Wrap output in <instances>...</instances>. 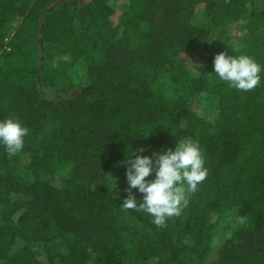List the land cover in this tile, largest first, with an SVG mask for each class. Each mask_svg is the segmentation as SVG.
I'll return each mask as SVG.
<instances>
[{
    "label": "trees",
    "instance_id": "obj_1",
    "mask_svg": "<svg viewBox=\"0 0 264 264\" xmlns=\"http://www.w3.org/2000/svg\"><path fill=\"white\" fill-rule=\"evenodd\" d=\"M198 5L203 24L184 23ZM262 5L128 0L121 37L107 46L102 62L88 63L87 83L72 97L50 98L41 89L52 87L60 72L42 64L40 45L62 47L73 62L83 58L82 33L73 26L76 1L0 0V49L6 36L10 46L0 55V119L14 116L29 129L19 153L0 146V264L55 258L61 264H245L239 239L264 234V72L248 91L207 72L222 51L264 66ZM113 12L108 0H91L84 31ZM232 23L243 26L239 46L227 32ZM173 48L199 57L182 97L157 95L134 72L161 64ZM198 93L222 101L210 127L189 107ZM185 139L199 141L208 175L181 214L157 226L147 213L123 209L126 151L145 147L150 155ZM59 163L72 164L64 182L52 171ZM213 215L240 220L220 243Z\"/></svg>",
    "mask_w": 264,
    "mask_h": 264
},
{
    "label": "rangeland",
    "instance_id": "obj_2",
    "mask_svg": "<svg viewBox=\"0 0 264 264\" xmlns=\"http://www.w3.org/2000/svg\"><path fill=\"white\" fill-rule=\"evenodd\" d=\"M77 5L76 18L73 26L82 33L83 53L82 59L77 62L65 53V50L60 46L49 44H41V61L46 67H51L60 72L59 76L53 83V86L48 89H41L47 97H72L77 94L79 89L87 83L86 67L88 63H100L105 55V50L108 45L116 42L121 37L120 29V14L127 9L128 0H108V4L113 9V15L107 20L100 23L94 30L85 32L84 21L86 13L91 7V0H74ZM264 0H254L256 6H263ZM57 3L52 4L49 10L53 9ZM203 6L198 5L195 8L194 14L190 19H184V23L194 26L203 24ZM18 18H15L10 23L9 29L11 32L15 28ZM227 32L234 42L235 46L242 43L243 26L240 23H232L229 25ZM199 57L195 50L177 51L173 48L171 56L165 58L161 64L156 66L138 65L134 68V72L145 78L151 91L160 96H176L182 97L185 93V86L189 71L198 63ZM264 99V93L262 95ZM222 101L218 96H212L207 93H198L190 103V109L199 115V121L203 126H212L217 119L218 108ZM262 120V119H261ZM259 120V122L261 121ZM261 123H264L262 121ZM184 126L185 123H182ZM71 163H59L52 167V171L57 175L61 182H64L69 176ZM244 165L246 162L244 161ZM27 177L25 172L21 173ZM125 187L127 181L125 178ZM216 219L217 242L222 240L231 232V229L236 227L240 222L235 217L218 218ZM262 237H243L239 239V252L244 257L245 264L255 261L256 264L264 262V234ZM130 234H124L121 241L127 244ZM213 256H211L212 258ZM52 264H61L57 258L53 259ZM62 264H69L64 262ZM123 264H131L128 259H125ZM135 264H156L150 261H141Z\"/></svg>",
    "mask_w": 264,
    "mask_h": 264
},
{
    "label": "clouds",
    "instance_id": "obj_3",
    "mask_svg": "<svg viewBox=\"0 0 264 264\" xmlns=\"http://www.w3.org/2000/svg\"><path fill=\"white\" fill-rule=\"evenodd\" d=\"M215 78L227 82L229 87L248 91L260 84L264 66L247 54L217 53L213 58ZM29 129L21 121L8 116L0 119V146L9 155L19 153L25 144ZM138 148L125 153L127 188L121 207L147 213L157 226L165 225L168 218L179 216L189 203L190 194L208 175L205 157L198 140L185 139L175 142L174 148L152 151ZM142 194L138 199L133 193ZM244 218H241L243 222Z\"/></svg>",
    "mask_w": 264,
    "mask_h": 264
},
{
    "label": "built area",
    "instance_id": "obj_4",
    "mask_svg": "<svg viewBox=\"0 0 264 264\" xmlns=\"http://www.w3.org/2000/svg\"><path fill=\"white\" fill-rule=\"evenodd\" d=\"M8 42H9V37L6 36L3 40V46L2 48L0 49V55L3 53V52H9L10 50V46L8 45Z\"/></svg>",
    "mask_w": 264,
    "mask_h": 264
}]
</instances>
